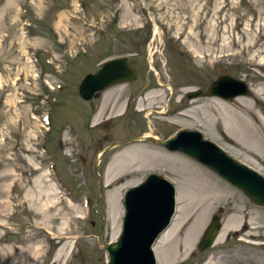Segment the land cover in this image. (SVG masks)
<instances>
[{"label":"rangeland","instance_id":"obj_1","mask_svg":"<svg viewBox=\"0 0 264 264\" xmlns=\"http://www.w3.org/2000/svg\"><path fill=\"white\" fill-rule=\"evenodd\" d=\"M258 43H264V0H0V264H106L102 244L120 232L124 193L148 174L175 184L183 217L195 206L192 223L203 194L222 195L191 250L188 224L163 243L162 264H264V207L212 170L179 152L163 158L174 152L152 139L101 154L148 130L164 140L180 128L198 129L256 170V150L264 152L254 106L256 68L264 67ZM118 56L130 60L136 80L90 102L79 99L83 77ZM222 74L250 88V97L223 100L234 113L237 141L223 131L219 98H186ZM151 91L161 96L147 102ZM210 117L220 124L210 128ZM130 148L147 151L149 163L128 164L104 182L109 163H119L117 153ZM43 172L50 173L44 188L61 187L48 206L34 183ZM116 182L131 184L118 191ZM219 209L221 224L237 212L259 236L229 230L217 245L197 251ZM173 240L182 247L174 263H165Z\"/></svg>","mask_w":264,"mask_h":264},{"label":"water","instance_id":"obj_2","mask_svg":"<svg viewBox=\"0 0 264 264\" xmlns=\"http://www.w3.org/2000/svg\"><path fill=\"white\" fill-rule=\"evenodd\" d=\"M137 76L136 69L126 57L108 59L95 73L83 78L78 87V96L85 101L96 99L101 91L113 85L132 82ZM225 83L239 85L240 90H244L243 95L249 93L248 86L243 81L228 75H220L206 91H190L186 94V98L191 100L200 97L222 96L225 99L236 97L234 93L225 95L224 90L219 89L224 87ZM141 137L114 143L112 146L120 147L146 138ZM155 140L168 150L179 151L203 164L238 188L252 203L264 207V179L253 170L233 160L215 143L205 140L200 132L180 129L170 139ZM175 195L174 185L157 174H149L140 185L129 189L124 196L125 212L121 232L115 243L102 244L108 258L106 264H156L152 246L158 235L171 222L175 213ZM221 212L222 209L219 214ZM219 214L212 215L203 232L197 244L199 252H204L213 245L221 229Z\"/></svg>","mask_w":264,"mask_h":264},{"label":"bare ground","instance_id":"obj_3","mask_svg":"<svg viewBox=\"0 0 264 264\" xmlns=\"http://www.w3.org/2000/svg\"><path fill=\"white\" fill-rule=\"evenodd\" d=\"M195 52V51H194ZM197 53V52H196ZM120 57H125V56H120ZM134 67V66H133ZM137 71V70H136ZM137 73H138V71H137ZM114 86V85H113ZM223 86L224 87H220L219 89L221 90H224V93H225V95H227V94H230V93H234V95H237L236 97H241V98H243V97H246L247 95H243V93H244V90H240V86L239 85H233V84H229V83H225V84H223ZM106 90V89H105ZM248 95H250V91L248 90ZM159 96H161V93L159 92V91H151V92H149V93H147L146 94V97H145V100H147V102L148 101H151V100H153L154 98H158ZM233 96V95H232ZM216 98H219V100H217L218 102V105L220 106V107H222L223 109H224V111H222L221 113L223 114H221V117L223 118V120H221V122H220V120H215L214 122H213V118H211L210 117V119H209V121H210V128H211V126H214V125H218V123L220 122L221 123V125H222V128H223V131H224V133H226V135H227V137L229 138V141H232V140H236L237 141V138H236V133L234 132V130H236L237 128H233V127H235V125L237 124L236 123V121H234V120H232L233 119V112H231V110H230V106H227L226 105V103L225 102H223V100L224 101H227V100H225V98H223L222 96H215ZM241 98H239V99H241ZM221 99H222V101H221ZM230 99H232V97L230 98L229 97V100ZM90 100H93V98L92 99H90ZM89 100V101H90ZM88 101V102H89ZM84 102H86V101H84ZM140 104H139V106L138 107H140L141 108V106H142V101H140L139 102ZM241 103H242V101H241ZM148 111H151V109H149ZM163 111H161L160 113H162ZM148 113V112H147ZM164 113V112H163ZM190 113V111H185L184 112V114L185 115H187V114H189ZM98 117H100V114H98ZM95 120H97V119H95ZM219 123V124H220ZM49 125V124H48ZM103 125V124H102ZM233 129H232V128ZM181 129H184V128H181ZM178 130H180V129H178ZM178 130H176L175 131V133L178 131ZM184 130H190V129H184ZM192 130V129H191ZM194 130V129H193ZM196 131H198V132H200L203 136H204V134L202 133V131H200V130H198V129H195ZM148 132H149V134H147V135H142V137L141 136H138V137H141V138H143V137H146L144 140H141V141H146V140H154V141H156L155 139H157L156 137H154L153 135H152V131L151 130H148ZM174 133V134H175ZM173 134V135H174ZM172 135V136H173ZM171 136V137H172ZM155 138V139H154ZM205 138V137H204ZM167 139H170V137H168ZM167 139H164V140H161V139H158V140H161V141H165V140H167ZM207 139V138H206ZM231 139V140H230ZM131 140V139H130ZM207 140H209V141H211V142H213V143H215L216 144V142H214V141H212V140H210V139H207ZM125 142V141H124ZM136 142H139V141H136ZM136 142H133V143H136ZM156 143H157V141H156ZM128 144H131V143H128ZM159 144V143H158ZM125 145H127V144H125ZM160 145V144H159ZM124 146V145H123ZM122 146V147H123ZM161 147H163V148H165L166 149V147H164V146H162V145H160ZM111 146H109V147H107L106 149H108V148H110ZM117 147H119V146H117ZM116 147V148H117ZM115 147H113L112 146V149H114ZM105 149V150H106ZM111 149V148H110ZM131 149V150H130ZM129 150H122V151H120V152H118L117 153V155H116V157L115 158H120L119 159V163H117V161H116V163L114 164V162H111V163H109V165L107 166V169H106V176L104 177V182H106V183H108V182H111L112 183V180L116 177V175H119V174H122V173H124V172H126L127 171V168H130L132 165L131 164H133V165H136V162H139L140 160H144L143 162H147V163H149V159H147V157H148V152L147 151H143V152H141V154H139L138 152H140L139 150H138V148H130ZM225 153H226V151L223 149V148H221ZM167 150V149H166ZM109 151V150H108ZM168 151H172V150H168ZM128 152V153H127ZM172 152H174V154H164V157L163 158H170V156H172V158H174L175 159V157L176 158H178V156H176L177 155V152L176 151H172ZM125 154V156H123ZM181 154H183V153H181ZM160 155H161V153H160ZM183 155H185V154H183ZM142 156H146V159L144 158V157H142ZM185 156H187V155H185ZM188 157V156H187ZM232 157V156H231ZM143 158V159H142ZM192 159V158H191ZM235 159V158H234ZM192 160H194V159H192ZM237 160V159H236ZM195 161V160H194ZM239 163H241V164H244V163H242L241 161H239V160H237ZM197 162V161H196ZM199 163V162H198ZM128 164H130L131 166L130 167H128L129 165ZM201 164V163H200ZM202 165V164H201ZM244 165H246V164H244ZM246 167H248L249 169H251V170H253L254 172H256V170L255 169H253L252 167H250V166H247L246 165ZM150 168H152V167H150ZM136 170H138V168L136 169ZM50 173H48V172H43V173H41L40 174V176H38V177H36L35 179H34V183H35V185L40 189V191L42 192V194H44V196L46 197V200H45V203H46V206H48V204H52V203H54V196H55V194L57 193H60V191H59V187L57 186L56 187V183L54 184V183H51L50 185H49V189L48 188H44L43 186H42V184H43V180H44V178H46V176H48ZM158 175V174H157ZM161 176V175H160ZM98 177H99V175H98ZM163 177V176H162ZM220 178H222L221 176H219ZM165 178V177H164ZM100 181H98V185H99V187L102 185V183H100L101 182V179H99ZM120 181H122V180H120ZM110 183V184H111ZM117 183V185H118V182H116ZM131 183H125V184H123V185H121V186H119L118 185V187L116 188L118 191H121L122 189H124V188H126L128 185H130ZM232 186H234V185H232ZM235 187V186H234ZM58 188V189H57ZM236 188V187H235ZM102 189V188H101ZM238 189V188H237ZM52 192V193H51ZM30 196V195H29ZM217 196H222V195H216V196H213V195H211L210 193H208L207 192V194H203V196L201 197V201L199 202V206H200V204L202 205L201 206V208L198 210V211H196V213H197V215H198V217L199 218H196V220L192 223V214H193V212H194V210H195V206H193V203H192V205H191V207H192V209L191 210H189L185 215H184V217L182 216V214H179L178 212L180 211V208H178L177 209V211H176V214L174 215V217H173V219H172V221H171V224H170V226L164 231V232H162L161 233V235L158 237V239L155 241V243H154V246H153V252H154V255H155V257H156V261H157V263L158 264H162L161 263V257H160V251H161V248H162V245H163V243L166 241V240H168L169 238H172L173 236H174V234H175V232L178 230L179 231V229L181 228V230L183 229V228H185L186 227V225L188 224H190L189 226L187 225V229L190 227V229H188V232H186V234H187V236H186V241H185V243L187 244V245H189L190 246V249L189 250H191L192 249V247H193V242H194V240H195V238H196V236H197V234H198V232L202 229V226H203V224H204V222H205V219L207 218V215H208V213H209V211L212 209V205L215 203V200H216V198H217ZM177 199V198H176ZM249 199V198H248ZM250 200V199H249ZM251 201V200H250ZM55 206V205H54ZM258 206V205H257ZM259 207H262V206H259ZM146 211H148V208H146ZM150 211H151V209H150ZM219 212H220V209L217 211V213H215V214H219ZM222 213V212H221ZM220 213V214H221ZM219 214V215H220ZM214 215V214H213ZM211 220V219H210ZM220 220H221V217H220ZM229 230H235V233H236V235H238V234H243V236H244V234L245 235H247V236H251V238H254V237H256V236H259L256 232H257V229H256V227H254V226H252V224L251 223H241V222H239V217H238V214H237V212L236 213H234L233 215H231L230 216V218L229 219H227L226 221H225V223L224 224H221V229H220V231H219V233H218V235H217V237H216V239H215V241H214V243H213V245L212 246H215V245H217L221 240H222V238L224 237V235L229 231ZM205 231V230H204ZM185 232V231H184ZM145 234H146V232H144ZM234 233V234H235ZM203 234V233H202ZM117 239V238H116ZM201 239V238H200ZM200 239H199V241H200ZM116 241V240H115ZM115 241L114 242H111V243H115ZM198 241V242H199ZM101 244H102V242H101ZM181 247H182V245H181V243L178 241V240H173L172 241V246H171V250L170 251H168V254H167V257L168 258H166V260H165V263H174L175 262V259H176V256H177V254H178V252H179V250L181 249ZM188 249V248H187ZM187 249H185V250H187ZM196 249H197V246H196ZM64 250H65V247H62L61 249H60V251H59V255L61 256H63L64 255ZM197 251H198V249H197ZM184 252H186V251H184ZM128 254V253H127ZM66 257V256H65ZM180 262V261H179ZM207 264H210V262H208Z\"/></svg>","mask_w":264,"mask_h":264},{"label":"flooded vegetation","instance_id":"obj_4","mask_svg":"<svg viewBox=\"0 0 264 264\" xmlns=\"http://www.w3.org/2000/svg\"><path fill=\"white\" fill-rule=\"evenodd\" d=\"M257 44V43H256ZM259 46L256 48V54L259 52L264 53V43H258ZM261 46H263L261 48ZM248 85V83H246ZM251 94L247 97H250ZM241 97H234L233 100H237ZM90 102V101H89ZM256 129L260 130L264 137V67L256 68ZM103 126L108 129V123L104 122ZM104 140L107 142L110 140L109 137H105ZM260 150V149H259ZM262 154V155H260ZM256 173L264 179V152L256 150Z\"/></svg>","mask_w":264,"mask_h":264}]
</instances>
